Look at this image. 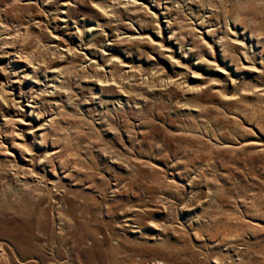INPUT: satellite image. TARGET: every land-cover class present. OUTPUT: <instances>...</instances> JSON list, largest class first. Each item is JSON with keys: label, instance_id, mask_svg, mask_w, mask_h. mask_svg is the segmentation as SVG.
<instances>
[{"label": "rangeland", "instance_id": "374dc122", "mask_svg": "<svg viewBox=\"0 0 264 264\" xmlns=\"http://www.w3.org/2000/svg\"><path fill=\"white\" fill-rule=\"evenodd\" d=\"M0 264H264V0H0Z\"/></svg>", "mask_w": 264, "mask_h": 264}, {"label": "bare ground", "instance_id": "6f19581e", "mask_svg": "<svg viewBox=\"0 0 264 264\" xmlns=\"http://www.w3.org/2000/svg\"><path fill=\"white\" fill-rule=\"evenodd\" d=\"M50 73V75H49V77H45L47 80H48V82L49 81H52V80H54V78H56V77H58V75L56 74L57 72H55V71H51V72H49ZM45 79V80H46ZM46 80V81H47ZM59 80V79H58ZM16 82V81H15ZM33 84H35V85H38L36 82H32ZM40 83V82H39ZM41 85V84H40ZM44 87V86H43ZM49 89L50 90H53L54 88H53V86H49ZM43 92V91H42ZM47 93H51V91H46Z\"/></svg>", "mask_w": 264, "mask_h": 264}]
</instances>
